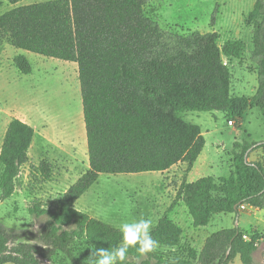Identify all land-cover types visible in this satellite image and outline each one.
<instances>
[{
    "label": "trees",
    "instance_id": "1",
    "mask_svg": "<svg viewBox=\"0 0 264 264\" xmlns=\"http://www.w3.org/2000/svg\"><path fill=\"white\" fill-rule=\"evenodd\" d=\"M7 1L16 5L22 0ZM147 2L55 0L16 7L0 16V41L78 64L90 163L56 209L34 206L35 214L48 216L40 236L47 248L18 243L19 236L0 223V264H45L40 258L52 262L53 249L64 250V242L74 247L83 241L91 250L115 246L121 240L119 228L76 208L101 174L166 172L182 162L190 171L201 159L206 139L201 126L183 118L187 112H225L237 128L253 108L264 115V0H257L249 15L255 24L249 46L238 39L221 46L217 32H168L147 15ZM247 53L256 67L258 88L252 97H239L232 94L233 68L224 58L243 63ZM14 64L22 74L32 73L25 55L16 56ZM35 137L30 124L17 118L9 123L0 153L2 199L15 193ZM258 149L264 151V141H236L234 170L228 177L184 180L172 208L152 227L159 248L141 258L146 259L141 264H232L237 257L241 264H258L264 233L246 232L237 225L242 205L264 211V163L249 160ZM37 170L45 181L51 180L49 162L43 161ZM180 203L195 231L208 228L219 216L234 215V226L184 248L186 230L170 216ZM161 249L184 250L186 256L168 260ZM68 251L72 256L73 250ZM128 264H137L131 249Z\"/></svg>",
    "mask_w": 264,
    "mask_h": 264
},
{
    "label": "rangeland",
    "instance_id": "2",
    "mask_svg": "<svg viewBox=\"0 0 264 264\" xmlns=\"http://www.w3.org/2000/svg\"><path fill=\"white\" fill-rule=\"evenodd\" d=\"M48 1L55 0H22L16 5L0 0V16L16 7ZM256 1L148 0L146 12L168 32L181 35L217 32L221 46L234 39L243 40L249 46L255 27L249 15ZM18 55L29 59L31 74L24 75L15 66L14 58ZM254 68L247 53L243 63L232 71V94L253 95L258 80L249 70ZM14 118L33 126L36 137L29 152V163L23 166L17 179L15 193L6 200L0 197V223L19 236L18 243L47 248L40 236L45 231L48 216L35 214L34 206L56 209L63 194L90 169L78 64L20 50L0 41V153L8 125ZM183 118L201 126L206 139L202 157L190 171L188 164L182 162L166 172L101 174L76 208L116 228L140 217L150 218L155 226L172 208L184 180L192 182L207 175L228 177L234 170L235 142L264 141V115L258 108L249 110L240 128L234 120L235 125L231 126L230 118L221 111L187 112ZM250 159L264 163L263 149L253 151ZM43 161L52 166L50 181H45L37 170ZM170 216L186 230L184 248L202 244L210 233L231 228L235 223L234 216H219L208 228L195 231L182 203L172 209ZM255 222L264 228V213L243 214L245 229H251ZM64 244L62 251L53 249L52 262L40 260L45 264L90 263L92 250L83 241L75 243L74 247L67 242ZM258 248L256 260L264 264V245ZM68 250H73L72 256ZM161 252L168 260L184 254V250L161 249ZM151 264H156L155 260ZM232 264H241L239 257Z\"/></svg>",
    "mask_w": 264,
    "mask_h": 264
},
{
    "label": "clouds",
    "instance_id": "3",
    "mask_svg": "<svg viewBox=\"0 0 264 264\" xmlns=\"http://www.w3.org/2000/svg\"><path fill=\"white\" fill-rule=\"evenodd\" d=\"M152 227V220L145 217L121 223V240L115 246L92 248L90 264H128L130 249L136 252L139 264L141 258L159 248V241L153 238Z\"/></svg>",
    "mask_w": 264,
    "mask_h": 264
},
{
    "label": "crops",
    "instance_id": "4",
    "mask_svg": "<svg viewBox=\"0 0 264 264\" xmlns=\"http://www.w3.org/2000/svg\"><path fill=\"white\" fill-rule=\"evenodd\" d=\"M235 40V39H234ZM224 60H227L228 62H229V64H230V66L234 69V67H237L238 65H239V60H237V59H235V58H224ZM251 61V60H250ZM240 64H242V63H240ZM233 71V70H232ZM250 72H252V73H254L256 76H257V80H258V75H257V71H256V67L254 68V70H249ZM233 74V73H232ZM257 88H258V86L257 87H254V93H253V95L256 93V91H257ZM252 95V96H253ZM237 96V95H236ZM252 96H250V97H252ZM239 97H243V96H239ZM245 97H249V96H245ZM249 112V111H248ZM248 112H247V114H248ZM225 113V112H224ZM246 114V115H247ZM245 115V116H246ZM250 158H251V156H250ZM251 162H256V161H253V160H251V159H249ZM241 213H242V217H243V214H248V215H252V216H257L259 213H264V211L263 210H259V209H253L252 207H250V208H247V209H245V210H241ZM233 217L234 215H227V217ZM242 217H240V219H239V226L244 230V231H246V232H251L252 230H257V231H259V232H263L264 233V228H262L260 225H259V223L258 222H255L254 223V226L251 228V229H249V230H247V229H245V227L243 226V223H242Z\"/></svg>",
    "mask_w": 264,
    "mask_h": 264
},
{
    "label": "built area",
    "instance_id": "5",
    "mask_svg": "<svg viewBox=\"0 0 264 264\" xmlns=\"http://www.w3.org/2000/svg\"><path fill=\"white\" fill-rule=\"evenodd\" d=\"M224 61H225V64H226V65L229 64V62H228L227 60H224ZM229 124H230L231 126H234V125H235L233 121H230ZM250 207H251V206H249V205H242V206H241V210H245V209L250 208ZM252 208H253V207H252ZM253 209H254V208H253ZM245 239H246V240H249L248 236H245Z\"/></svg>",
    "mask_w": 264,
    "mask_h": 264
},
{
    "label": "water",
    "instance_id": "6",
    "mask_svg": "<svg viewBox=\"0 0 264 264\" xmlns=\"http://www.w3.org/2000/svg\"><path fill=\"white\" fill-rule=\"evenodd\" d=\"M239 223L237 222V225H238Z\"/></svg>",
    "mask_w": 264,
    "mask_h": 264
},
{
    "label": "bare ground",
    "instance_id": "7",
    "mask_svg": "<svg viewBox=\"0 0 264 264\" xmlns=\"http://www.w3.org/2000/svg\"><path fill=\"white\" fill-rule=\"evenodd\" d=\"M79 136V135H78Z\"/></svg>",
    "mask_w": 264,
    "mask_h": 264
}]
</instances>
